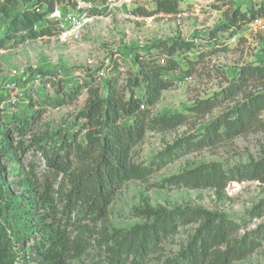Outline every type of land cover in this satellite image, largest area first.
Instances as JSON below:
<instances>
[{
  "label": "trees",
  "instance_id": "1",
  "mask_svg": "<svg viewBox=\"0 0 264 264\" xmlns=\"http://www.w3.org/2000/svg\"><path fill=\"white\" fill-rule=\"evenodd\" d=\"M56 3L68 6L72 0H35L30 9L10 22L5 36L0 38V51L11 42L18 45L57 35L56 22L49 20ZM178 10L174 0H156L154 11L141 12L152 17ZM257 18H264V4L249 15L237 12L230 26ZM216 34L211 33L204 44L181 39L172 43L160 41L145 53L136 54L134 69L125 85L120 72L108 77L103 88L98 78L90 74L69 92L60 89L62 97L41 103L31 99L32 107L41 109L16 119L11 128H4L0 114V264H70L90 248H99L106 264H149L155 258L160 264H233L264 247V224L248 230L253 219L264 215V200L241 221L219 211L192 207L167 211L146 205L134 212L145 220L144 224L131 229L104 225L117 191L130 181L145 183L148 189L187 187L217 192L224 191L231 182L264 184V158L230 169L217 162L202 164L160 184L148 183L153 172L165 167L179 152L215 147L241 135L264 132V62L243 66L225 89L196 101L185 113L152 116L162 93L175 86L167 74L180 68L177 57L196 51L201 60L209 52H217L223 43ZM188 64L195 62L189 60ZM85 90L88 99L79 113L80 129L73 137L61 131L34 132L47 106L70 105ZM240 95L241 102L206 124L202 131L166 147L158 157L156 169L133 161L132 153L148 131L172 130L192 118L203 120ZM12 134H29L37 158L40 155L45 162L43 173L37 172L34 165L28 172L10 170L18 177L20 195L6 185L9 171L3 165L4 161H14L19 153L10 147ZM82 135L84 139L80 140ZM191 224L197 228L188 243L173 257L165 256L163 244L174 238L180 227ZM21 244L31 245L25 250Z\"/></svg>",
  "mask_w": 264,
  "mask_h": 264
},
{
  "label": "rangeland",
  "instance_id": "2",
  "mask_svg": "<svg viewBox=\"0 0 264 264\" xmlns=\"http://www.w3.org/2000/svg\"><path fill=\"white\" fill-rule=\"evenodd\" d=\"M35 0H0V38L5 36L10 22ZM178 3L175 14L142 15L141 11L156 9V0H116L114 8L105 11L96 23L81 31L78 39L60 42L53 37L29 40L23 44L10 43L0 51V111L4 128H11L16 119H24L40 106L32 107L31 99L40 102L62 97L60 89L70 91L90 74L98 78L104 87L112 74L121 73V83L134 69V58L145 53L160 41L172 43L177 39L207 43L211 33L217 32L218 41L223 43L217 52H209L199 60L192 51L177 57L181 63L175 72L167 74L175 86L162 93L159 102L152 109L153 117L185 113L196 101L220 93L236 79L245 65L264 62V30L247 24L230 26L236 13L249 15L258 9L264 0H174ZM66 7L65 3H61ZM208 39V40H207ZM195 62L189 65L188 61ZM117 70V71H115ZM39 79V82L36 80ZM59 89V90H58ZM86 90L72 104L59 108L47 106L34 132L61 131L73 137L79 131L82 120L79 113L86 106ZM243 99L228 100L207 115L203 120L190 119L184 125L168 131L150 130L145 139L132 153L133 161L156 169L161 152L177 140L203 130L206 124L222 115ZM44 104V103H43ZM83 140V135L80 136ZM31 136L12 134L10 147L18 150L16 159L4 161L8 172L6 185L20 195L18 177L11 174L12 168L28 172L32 165L43 173L45 162L31 147ZM22 142V144H20ZM25 149L21 151V147ZM264 158V132L241 135L219 146L202 150H190L174 157L165 167L155 170L148 183L160 184L163 180L195 168L202 164L217 162L225 168L257 162ZM264 200V184L260 182H231L222 192L215 189H191L169 187L148 189L147 184L130 181L117 191L110 206V213L104 225L110 229H131L144 224L134 212L146 205L167 211L186 207L219 211L241 221ZM264 224V215L253 219L248 230ZM194 224L179 228V233L163 244L165 256L173 257L194 235ZM244 230H242L241 235ZM74 236L76 234H73ZM31 244H21L29 250ZM25 247V248H24ZM160 255V253L158 254ZM70 264H106L99 248H90ZM149 264H160L156 258ZM233 264H264V247L256 249L245 260Z\"/></svg>",
  "mask_w": 264,
  "mask_h": 264
},
{
  "label": "built area",
  "instance_id": "3",
  "mask_svg": "<svg viewBox=\"0 0 264 264\" xmlns=\"http://www.w3.org/2000/svg\"><path fill=\"white\" fill-rule=\"evenodd\" d=\"M116 0H72V4L62 7V4H55L49 20L55 21L58 28L54 36L60 42H70L78 39L81 31L102 18L105 11L114 8ZM253 25L264 30V18H257ZM39 25L35 27L37 29ZM39 82V79L36 80Z\"/></svg>",
  "mask_w": 264,
  "mask_h": 264
}]
</instances>
